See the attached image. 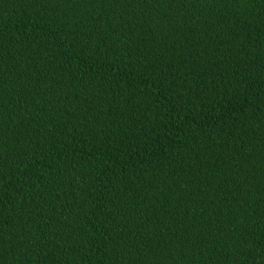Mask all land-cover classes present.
Masks as SVG:
<instances>
[{
	"label": "trees",
	"instance_id": "trees-1",
	"mask_svg": "<svg viewBox=\"0 0 264 264\" xmlns=\"http://www.w3.org/2000/svg\"><path fill=\"white\" fill-rule=\"evenodd\" d=\"M0 264H264V0H0Z\"/></svg>",
	"mask_w": 264,
	"mask_h": 264
}]
</instances>
